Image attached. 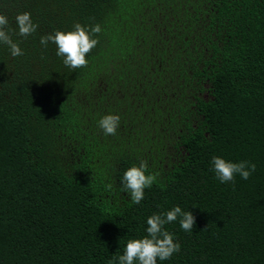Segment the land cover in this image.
I'll use <instances>...</instances> for the list:
<instances>
[{
  "label": "trees",
  "instance_id": "trees-1",
  "mask_svg": "<svg viewBox=\"0 0 264 264\" xmlns=\"http://www.w3.org/2000/svg\"><path fill=\"white\" fill-rule=\"evenodd\" d=\"M0 264H108L147 218L174 206L193 231L165 225L180 251L157 264H264V0H0ZM99 24L85 68L39 36ZM121 117L105 136L100 116ZM250 161L221 183L211 158ZM146 161L139 204L121 178ZM112 185L111 190L106 185Z\"/></svg>",
  "mask_w": 264,
  "mask_h": 264
},
{
  "label": "clouds",
  "instance_id": "clouds-1",
  "mask_svg": "<svg viewBox=\"0 0 264 264\" xmlns=\"http://www.w3.org/2000/svg\"><path fill=\"white\" fill-rule=\"evenodd\" d=\"M14 24L15 27H11L7 16L0 12V45L7 47L12 58L24 55L19 41L13 39V36L27 39L37 34L39 28L30 12L17 13ZM101 32L99 24L82 25L77 22L70 30L54 29L40 35L39 43L44 48L49 44L54 45L55 54L62 59L63 65L75 70L87 67V56L98 45ZM120 123V115L107 113L98 118L97 127L105 136H115ZM210 163L215 177L221 183L233 182L237 175L247 180L256 169L255 164L250 161L231 162L219 156H213ZM156 179V174L149 173L147 162L141 161L138 166L132 165L124 171L121 178L122 190L130 195L132 203L139 204L144 198L145 189L151 188ZM106 188L111 190L112 185H106ZM177 221L185 232L193 231L196 222L190 211H184L179 206L150 215L146 220V235L128 239L123 254L114 256L108 264H157L158 260L170 259L174 253L180 251V244L166 230L165 225Z\"/></svg>",
  "mask_w": 264,
  "mask_h": 264
}]
</instances>
